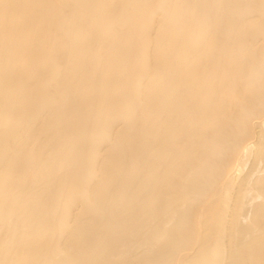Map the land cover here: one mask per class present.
I'll return each mask as SVG.
<instances>
[{
  "label": "bare ground",
  "instance_id": "1",
  "mask_svg": "<svg viewBox=\"0 0 264 264\" xmlns=\"http://www.w3.org/2000/svg\"><path fill=\"white\" fill-rule=\"evenodd\" d=\"M0 264H264V0H0Z\"/></svg>",
  "mask_w": 264,
  "mask_h": 264
},
{
  "label": "rangeland",
  "instance_id": "2",
  "mask_svg": "<svg viewBox=\"0 0 264 264\" xmlns=\"http://www.w3.org/2000/svg\"><path fill=\"white\" fill-rule=\"evenodd\" d=\"M130 30H140V27L139 26H136V27H132V28H130L129 29V31ZM150 32V31H149ZM147 33L146 35L148 36V37H150V36H152L151 35V33ZM120 37H124V34H121L120 35ZM129 43H131V42H129ZM134 44V43H133ZM40 53H43V54H47L44 50H41V52ZM55 61H59V56H57V57H55V59L53 60V62H55ZM52 68L53 67H51V65H48L47 66V69H49V70H52ZM93 80H94V77H93ZM39 91H41V90H39ZM97 91L99 92L100 91V88H97ZM42 92V91H41ZM30 181H40V180H38V179H36V180H34V179H31L30 178V180H24V181H22V183H23V186L22 187H25L27 184H29V185H31V183H30ZM15 184L14 185H16V184H18L17 183V180H15V182H14ZM18 185H20V184H18ZM15 194H12V195H15V196H17V190L14 192ZM61 209H59V211H60ZM72 210V209H71ZM74 210H72L71 212H70V214H69V216H68V222H71L73 219V212Z\"/></svg>",
  "mask_w": 264,
  "mask_h": 264
}]
</instances>
